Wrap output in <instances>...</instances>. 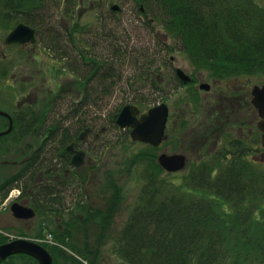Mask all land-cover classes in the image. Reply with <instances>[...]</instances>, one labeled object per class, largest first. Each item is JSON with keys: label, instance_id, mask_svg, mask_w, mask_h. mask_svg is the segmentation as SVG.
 Wrapping results in <instances>:
<instances>
[{"label": "rangeland", "instance_id": "rangeland-1", "mask_svg": "<svg viewBox=\"0 0 264 264\" xmlns=\"http://www.w3.org/2000/svg\"><path fill=\"white\" fill-rule=\"evenodd\" d=\"M66 2L71 6L69 13ZM116 6L119 9L114 11ZM140 7L135 0H52L39 17L32 16L33 23L18 19L7 25L5 3L0 0V111L12 117L16 110L28 104L44 118L25 139H17L14 143L11 139L0 141L3 149L0 150L1 179L25 168L32 153H36L35 164L45 171L71 169L64 167L67 156L63 150L68 154L73 152V144L78 140L76 136L84 134L85 128L92 129L89 138L80 136L78 145L82 149L78 148L81 150L73 155L74 158L78 152H84V164L75 166L79 170L71 172V178L68 177L70 180L65 184L77 186L80 183L78 177H84L81 184L86 192L85 209L77 206L79 211L74 208L71 213L52 219L39 213L32 221H22L19 227L10 209L1 206L0 236L5 237L11 234L9 230H16L17 234L35 240L34 244L51 247V251H56L52 264H75L71 262L73 260L79 264H129L115 248L114 239L133 212L145 185L142 155L153 153L158 164L162 154L186 156L189 162L178 170L166 171L160 165L164 172L162 178L181 191L186 188L193 170L197 169L194 167L196 162L200 159L197 167L201 166L209 161V153L216 154L219 148L221 153L228 143L240 141L246 148L251 145L253 151L262 146L260 157L264 159L262 131L257 129L252 105L243 101L244 95L240 100L245 109L239 111L235 110L237 100L235 104L225 101L229 111L235 110L229 120L219 122L217 118H208L210 111L223 105L220 104L222 101L214 99L219 98L223 88L226 97L231 98L236 94L235 90L240 92L242 87L249 95L255 86L264 84V76L217 77L206 70L194 71L180 42L164 36L161 26L150 15L141 13ZM149 20L150 26L146 22ZM21 24L35 31L36 41L7 45L6 38ZM50 38L57 39V43L67 50L64 58L52 50ZM81 53L98 64L85 61ZM67 56L76 62L69 63ZM69 64L74 68L83 64L86 70L83 77L72 72ZM176 67L191 78L189 72L194 76L197 74L200 84L212 85L211 80L226 83L208 93L195 85L183 86L174 75ZM162 102H167L173 119L168 140L160 147L134 142L129 130L114 122L115 116L128 105L138 107L143 113ZM199 105L206 106L201 114L194 115L186 129H182L184 125L178 128V120L174 117L177 119L181 113ZM54 127L58 130H53ZM50 129L52 138L37 153L42 147L39 145L40 133ZM64 134L71 135V139L62 148L64 138L61 136ZM255 145H258L256 149ZM150 149H153L152 153ZM247 160L251 161L248 156ZM39 171V168L34 170L33 184L40 183L45 175ZM27 180L26 177L21 179L19 185H27ZM65 198L69 202L72 200L67 195ZM91 210L94 212H89ZM39 222L45 224L42 230H47L32 234L30 227ZM52 233L60 239L54 241ZM61 251L66 255H60Z\"/></svg>", "mask_w": 264, "mask_h": 264}, {"label": "trees", "instance_id": "trees-1", "mask_svg": "<svg viewBox=\"0 0 264 264\" xmlns=\"http://www.w3.org/2000/svg\"><path fill=\"white\" fill-rule=\"evenodd\" d=\"M2 1L5 3V20L10 25L18 19L33 23L32 16L39 17L52 0ZM135 1L141 6V13L150 15L161 26L164 36L180 42L194 71L206 70L217 77L264 76V0ZM68 3L69 13L71 6ZM150 20L146 21L148 26ZM48 41L52 50L64 58L68 53L64 46L59 45L57 39ZM81 56L85 61L91 58L84 57V53ZM66 59L69 63L76 62L68 56ZM89 61L98 64L94 59ZM70 68L82 77L86 71L83 64L80 68ZM89 91L86 90L85 99ZM43 119L33 106L24 104L12 115V131L0 141L11 139L14 143L17 139H25ZM116 119L117 116L114 122ZM8 121L0 116L3 127L0 131L8 129ZM53 130L58 129L54 127ZM51 132L50 129L40 133L39 145L42 147L39 146L37 153L50 141ZM61 137L64 138L62 148H65L71 135ZM63 151L67 156L68 152ZM222 152L227 153L226 149ZM31 155L24 173L16 175L14 186H20L19 181L25 177L28 178L26 186L33 185L37 168L47 176L58 171L52 168L45 171L35 164L36 153ZM141 159L145 185L133 212L114 239L122 259L129 264H264L263 166L256 167L241 160L229 164L220 160L203 162L199 167L194 166L197 169L193 170L186 188L181 191L162 178L164 172L153 153L142 155ZM68 164L67 159L64 167ZM42 191L46 192L41 194L39 191V198H34L37 207L41 211L52 210L54 215L61 213L58 195L62 192L51 198L50 191ZM52 200L59 201L58 205L46 204Z\"/></svg>", "mask_w": 264, "mask_h": 264}, {"label": "flooded vegetation", "instance_id": "flooded-vegetation-1", "mask_svg": "<svg viewBox=\"0 0 264 264\" xmlns=\"http://www.w3.org/2000/svg\"><path fill=\"white\" fill-rule=\"evenodd\" d=\"M4 24H5V22H4ZM5 43H6V41H5ZM18 46H20V45H18ZM171 60L173 62L175 61L174 58H171ZM177 70H178L177 67L174 68V75L178 79V82L180 83V85L181 84L183 86L195 85V86H198V89L201 90L200 87L202 85H204V84H202V83L200 84L201 80H199V76L197 74H196V76H194V74L189 72V74L192 76V81L186 84L178 77ZM205 78H206V76H205ZM211 81L213 82V84L212 85L208 84L210 86V89L209 90H205L206 93H208V92H210L212 90L213 91L217 90L218 87H220V86L222 88L224 86V84L226 83V82L225 83L219 82V84H218L214 80H211ZM262 85H264V84H262ZM201 91H203V90H201ZM235 92H236V94L232 95L231 98H230L229 95H228V97H226L225 95L227 94V92L223 88L221 90L222 94L219 96V98L214 97L215 100L222 101L220 104L223 103V105H220V106L218 105V106H216V108H214L212 111H210L208 113V118L209 119L210 118L211 119L217 118L219 122H224V121L229 120L230 117L234 114L233 112L235 110L239 111L241 109H245V107H244L245 105L240 100L241 95H244L243 96V101L245 103L249 102L252 105L253 112H254V117H255L254 123L257 121L256 127H257V129H259L258 128V124L262 120V118L260 117V113H259L258 109H256V107L252 103V100H253L252 91L250 92L249 95H247V94L244 93V87H242L240 92L237 89L235 90ZM224 98H226L227 100L224 99ZM228 100H229V104L231 102L232 103L234 102V104H235V100L238 101L237 104H235L236 107H237L235 110L232 109V111H229L230 107L225 106L226 105L225 101L228 102ZM161 104H166L168 106L167 102H162ZM205 107L206 106H203V105H201V106L199 105V107L198 106H194V107L191 108L190 111L184 112V114L181 113V115L179 117L177 116L178 117L177 119L174 117L175 121L178 120V123H177L178 128H179V126H183L184 125L182 127V129H186L187 126H189L187 123L189 121H191L192 118H194V115L197 116L196 114H201L200 111H203L205 109ZM168 108H169V119H168L166 131H165V138H164L163 142L161 143V145L168 140V137H169V135H168L169 126H170V122L173 119L170 107L168 106ZM148 110L146 112H148ZM146 112H143V113H146ZM119 114L117 115V118H118ZM9 126H10V122H9ZM84 131L87 132L86 136L84 138L85 139L89 138V135L92 133V129L85 128ZM259 132L261 133V131H259ZM82 134L83 133H81L80 136H82ZM80 136L78 137V140L75 141L74 144H73L74 145V151L73 152L70 151V153L67 155V158H66V159L69 160L68 167L71 168V169L64 170L63 172H62V170L59 169L56 172V174H53V175L51 174V176L42 175L43 178L39 181L40 183H36V184L31 185V186H26V185L22 186V185H20V186L16 187V185L15 186L13 185L15 183L14 181L17 179V178H15L16 175L19 174V173H22L23 170L25 171L26 167L22 168L21 171L17 172V174H14V175L10 176L9 178L1 179V177H0V211H2L1 210V206L2 205L3 206L6 205L7 206L6 209H8V208L10 209V212L12 213L13 217L18 221V226L20 227L22 225V221H25V222L32 221L33 219H35L38 216L39 213L47 214L52 219V218H55L56 216L58 217L61 214L62 215L69 214V213H71V211L74 208H76V210L79 211L77 209V206H79L82 209H85V204L87 203L86 195H85L86 192H85L84 185L81 184V182L85 181V179H83L84 177L83 176H79L78 177V180L80 181V183L77 186L65 185L66 182L68 180H70V178H71L69 176V174L71 172H73L74 170H79L78 168L76 169V167L72 164V158H73V155H74L75 151L82 149L78 145V141L80 140ZM96 137L98 138L99 135L97 134ZM261 137H262V133H261ZM203 146L204 145H202V147ZM227 146L228 147L223 148V149H226L228 154L226 152L225 153L224 152L219 153L220 152V148H219V150H218L219 152H217L216 154H210V153L208 154L207 158L209 159V161L207 160L206 163H209L210 161L214 162V161H218V160L226 162V164H229L230 162L236 161V160L249 161V160H247V156H248V158L251 159V161H249V163L251 165L253 164L256 167L264 166V159H262V156L260 157V155H262L261 154L262 146L258 148L259 150L257 149L255 151H253V149L251 148V145H250V147L248 145V148H246V147L243 146V144H241L240 141H237V142L232 143V144L228 143ZM255 146L256 147L254 149H256L258 147V145H255ZM78 148H81V149H78ZM236 151H238V153H236ZM257 153H259V154H257ZM162 155H165V154H162ZM180 156H183V155H180ZM184 158H185V162L186 163L189 162V160H188V158L186 156H184ZM201 159H203V157ZM30 160H31V157L29 156L27 163ZM200 162L201 161L199 159L196 162L197 164L195 166H198ZM68 177H70V178L68 179ZM61 178H62L63 183H62V181H60ZM45 181H47V184L44 183ZM45 185H48V186H45ZM42 190L50 191L49 193H52L51 198L56 196L55 193L62 192L60 195H58L61 198L60 205H62L61 207L63 209V211L61 213H57L58 215H54L51 212L52 210L51 211L50 210L41 211L40 208L37 207V205L34 203V198H39V191H40L41 194H43L42 192H46V191H42ZM66 195L72 199L70 202L67 201V199L65 198ZM58 202L59 201H53L52 200V202H48L46 204L48 206L49 205L56 206V205H58L57 204ZM43 204H45V203H43ZM16 206L23 207V208H26V209H29V210H33L34 211V216L32 218H28V219L17 218L15 216V214H14V211H13ZM93 210H91L89 212L92 213ZM79 218H80V216H79ZM48 222H49V220H48ZM42 225L44 226L45 224H41L40 225V222H39L37 225H34V227L32 225L30 227L31 230H32V234H34V232H36V234H39L40 231L43 232L44 230H47V229H43L42 230V228H41ZM18 226H16V227L18 228ZM9 232H11V234L9 233V235H6L5 237L0 236V247L12 244V243L17 242V241H22V240H26V241H29L31 243H36L35 240H31V238L29 239L26 236H23L21 233L17 234L16 230H9ZM52 238L54 239V241L60 239L59 237H57L56 234H53V233H52ZM41 246H42V248H44L45 250L48 251V253L51 255L53 261H55L54 257H53L54 256L53 254H55L56 251L54 249L51 251V247H49V246H46V245H41ZM72 252H75V251H72ZM61 253L63 255H66L62 251L60 252V255H61ZM71 262H74L75 264H79L75 260H73ZM0 264H40V262H39L38 259H36V258H34V257H32V256H30L28 254L18 253V254H11L8 257H6L5 259H0Z\"/></svg>", "mask_w": 264, "mask_h": 264}, {"label": "water", "instance_id": "water-1", "mask_svg": "<svg viewBox=\"0 0 264 264\" xmlns=\"http://www.w3.org/2000/svg\"><path fill=\"white\" fill-rule=\"evenodd\" d=\"M119 7H114V11ZM36 41L35 31L26 25H18L6 38L7 45L26 44ZM178 77L184 82L189 83L192 78L183 70H177ZM202 90H209V85H202ZM252 103L258 109L262 120L258 124V128L262 131V144L264 147V85L255 86L252 90ZM0 115L5 116L10 120V127L7 131L0 133V137L9 134L13 129L12 117L0 111ZM169 119V108L166 104H160L148 110L146 113H141L140 109L134 105L124 107L118 116L117 124L123 129H131V138L134 142H141L153 147H159L165 138V131ZM85 132L82 138L86 136ZM85 153L78 152L72 164L80 167L84 164ZM159 164L167 171L178 170L185 165L184 156L161 155ZM14 214L17 218L28 219L34 216V211L23 207L16 206ZM28 254L39 260L40 264H52V257L47 250L40 245L28 242L17 241L9 245L0 247V259H5L11 254Z\"/></svg>", "mask_w": 264, "mask_h": 264}]
</instances>
